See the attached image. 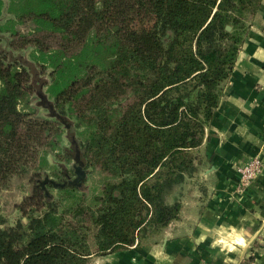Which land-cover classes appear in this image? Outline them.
<instances>
[{
  "label": "trees",
  "instance_id": "trees-1",
  "mask_svg": "<svg viewBox=\"0 0 264 264\" xmlns=\"http://www.w3.org/2000/svg\"><path fill=\"white\" fill-rule=\"evenodd\" d=\"M261 1L9 0L0 43L28 22L59 43L27 44L34 65L0 45V195H21L0 214V264H90L160 239Z\"/></svg>",
  "mask_w": 264,
  "mask_h": 264
},
{
  "label": "crops",
  "instance_id": "crops-1",
  "mask_svg": "<svg viewBox=\"0 0 264 264\" xmlns=\"http://www.w3.org/2000/svg\"><path fill=\"white\" fill-rule=\"evenodd\" d=\"M199 157L180 217L160 239L96 256L92 264H264V169L246 186L237 170L253 157L264 164V0L250 21Z\"/></svg>",
  "mask_w": 264,
  "mask_h": 264
},
{
  "label": "rangeland",
  "instance_id": "rangeland-1",
  "mask_svg": "<svg viewBox=\"0 0 264 264\" xmlns=\"http://www.w3.org/2000/svg\"><path fill=\"white\" fill-rule=\"evenodd\" d=\"M8 5H9V0H4V4L2 6V12L0 13V24H3L6 21V18L9 16V14L7 13ZM33 27L34 25L31 22H28L25 24H18L17 28L19 29L20 33L23 34V36H20L19 40L13 43L14 44L13 46H10V47H8V45L4 46L5 44L3 42H1L0 45L4 48H8V50H10L13 55L20 56L24 62L31 63L34 65L35 63H33L34 61H32V58L30 57L32 47L31 48L26 47L27 44H29L34 39H37V37H39L43 45H46L47 48L49 47L51 48V47H55L58 45L59 39L58 37L53 38L52 36L48 35L49 32H43V33L34 35L33 33H30ZM79 45L80 44L77 43L76 41H71L68 43L69 48H71L72 50H76L78 47H80ZM37 68L38 70L36 72V76H37V79L39 80H36L35 85L36 87H38V89H41V93H40V96L34 99L35 101L34 104H37L39 106L40 112H42L46 116L47 115L49 116L50 113L47 107L50 106L52 102L50 95L48 93V90H47L48 89L47 84L50 81V77L48 73L50 69L46 68L45 66L44 67L38 66ZM53 128L54 127L52 128L50 127V133L53 132L54 130ZM61 129H63V126ZM65 144L69 146V140H65ZM98 176H99L98 170H92L90 172V175L87 181L84 183V185H82V187L84 189L90 188L93 180H95ZM20 198H21V195L17 191L10 192V193H7L6 191L2 195H0V214L4 215L8 219H12L13 218L12 216L15 213L13 209V204H14L13 202L17 199L19 200ZM93 260L94 258L91 260L90 264H92Z\"/></svg>",
  "mask_w": 264,
  "mask_h": 264
},
{
  "label": "built area",
  "instance_id": "built-area-1",
  "mask_svg": "<svg viewBox=\"0 0 264 264\" xmlns=\"http://www.w3.org/2000/svg\"><path fill=\"white\" fill-rule=\"evenodd\" d=\"M264 169L263 160L260 157H253L237 167L239 182L242 186L248 185ZM205 264V263H200Z\"/></svg>",
  "mask_w": 264,
  "mask_h": 264
},
{
  "label": "water",
  "instance_id": "water-1",
  "mask_svg": "<svg viewBox=\"0 0 264 264\" xmlns=\"http://www.w3.org/2000/svg\"><path fill=\"white\" fill-rule=\"evenodd\" d=\"M228 29H230V26H227Z\"/></svg>",
  "mask_w": 264,
  "mask_h": 264
}]
</instances>
